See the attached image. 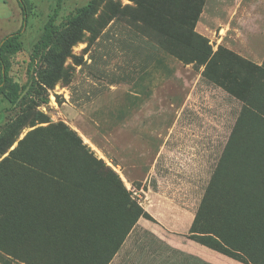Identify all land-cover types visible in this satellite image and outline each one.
<instances>
[{
	"label": "rangeland",
	"instance_id": "374dc122",
	"mask_svg": "<svg viewBox=\"0 0 264 264\" xmlns=\"http://www.w3.org/2000/svg\"><path fill=\"white\" fill-rule=\"evenodd\" d=\"M24 1L11 75L21 85L33 77L26 94L45 67L33 55L50 15L58 9L63 27L89 0ZM193 18L213 51L264 62V0H97L51 84L24 105L35 125L19 139L40 128L37 161L13 162L0 183V264H249L190 234L242 104L204 79L199 60L179 57L201 55ZM22 22L18 0H0V42ZM21 109L0 97V132ZM64 125L86 149L62 136Z\"/></svg>",
	"mask_w": 264,
	"mask_h": 264
},
{
	"label": "trees",
	"instance_id": "16d2710c",
	"mask_svg": "<svg viewBox=\"0 0 264 264\" xmlns=\"http://www.w3.org/2000/svg\"><path fill=\"white\" fill-rule=\"evenodd\" d=\"M18 2L23 13L22 25L0 42V97L8 100L12 108L22 109L21 113L8 122L0 132V153L9 151V154L0 161V183L6 180L5 172L13 171V162L37 161L31 143L40 128L30 130L19 139L26 126L35 125L34 121L29 120L32 106L24 105L39 96L40 88L51 84L71 48L80 40L87 19L97 7V0H89L69 17L63 27L55 22L58 9L50 15L33 55L35 58L40 55L45 67L39 71L40 79L21 97L33 77L21 85L11 75L13 56L22 50L21 36L28 21L25 1ZM194 18L193 22L196 20ZM194 25L195 22L191 24L188 32L192 33L201 45V55L197 58H187L183 53H179V57L186 62L199 60L205 65L202 72L204 79L226 90L242 104L217 170L199 203L189 228L190 234L203 244L231 257L249 264H264V62L254 63L227 48L219 47L213 51L206 38L195 34ZM160 28L164 32L165 28L163 26ZM166 35L175 37L168 30ZM31 69L32 65L29 72ZM249 129L254 134H245ZM61 134L75 147L87 148L81 137L68 126H62ZM16 141L18 144L10 150ZM95 160L103 164L101 159ZM118 182V189L127 192L119 178ZM138 217L139 213L130 223L128 230ZM13 220L19 225V231L20 228H27L28 219L23 216L15 213ZM20 234L16 237L18 238ZM120 243L121 241L118 245ZM4 245L5 243L0 241V246Z\"/></svg>",
	"mask_w": 264,
	"mask_h": 264
},
{
	"label": "crops",
	"instance_id": "0c3cea01",
	"mask_svg": "<svg viewBox=\"0 0 264 264\" xmlns=\"http://www.w3.org/2000/svg\"><path fill=\"white\" fill-rule=\"evenodd\" d=\"M149 196H150V193H149ZM152 196H154V198L156 199V200H163L162 199V197H161V195H160V193H158V192H156V191H153V194H152ZM165 203L167 204V202L165 201ZM169 204V203H168ZM150 209V208H149ZM150 212H153V210L152 209H150ZM170 212L171 213H175L176 211H175V209H173V210H170ZM154 213V212H153Z\"/></svg>",
	"mask_w": 264,
	"mask_h": 264
},
{
	"label": "water",
	"instance_id": "95a60500",
	"mask_svg": "<svg viewBox=\"0 0 264 264\" xmlns=\"http://www.w3.org/2000/svg\"><path fill=\"white\" fill-rule=\"evenodd\" d=\"M29 88V85L26 87L25 91L22 93L21 97L25 94V92L27 91V89Z\"/></svg>",
	"mask_w": 264,
	"mask_h": 264
}]
</instances>
